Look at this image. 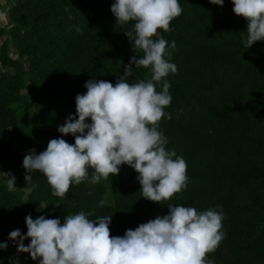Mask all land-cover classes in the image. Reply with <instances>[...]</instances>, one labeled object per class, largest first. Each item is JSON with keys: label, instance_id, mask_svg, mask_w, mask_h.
I'll return each instance as SVG.
<instances>
[{"label": "trees", "instance_id": "trees-1", "mask_svg": "<svg viewBox=\"0 0 264 264\" xmlns=\"http://www.w3.org/2000/svg\"><path fill=\"white\" fill-rule=\"evenodd\" d=\"M114 2L6 1L0 63L10 70L0 76V172L14 175L17 187L8 190L9 176L0 182V244L18 248L19 238L9 234L17 229L26 234L29 214L61 222L80 211L91 213V220L112 215L111 235L122 236L168 214L172 203L223 213L224 239L208 254L215 264H264V40L245 47L248 21L234 13L232 0L223 6L179 0L183 12L171 22L172 30H158L172 51L170 62L177 65L165 77L172 96L165 112L171 119L162 118L159 130L167 137V149L187 162L185 189L164 204L149 201L140 191L139 174L127 164L97 183L73 184L64 198L52 194L42 173L33 172L27 184L23 159L31 149L44 151L53 138L75 143L73 135L58 129L69 117L78 119L75 98L86 93L85 83L115 84L124 64L142 55L126 35L134 22L117 24ZM11 44L17 57L10 53ZM146 76L149 69L134 68L129 81ZM27 81L38 97L33 105L24 93ZM29 243L30 238L24 240ZM12 264L39 261L21 252Z\"/></svg>", "mask_w": 264, "mask_h": 264}, {"label": "clouds", "instance_id": "clouds-1", "mask_svg": "<svg viewBox=\"0 0 264 264\" xmlns=\"http://www.w3.org/2000/svg\"><path fill=\"white\" fill-rule=\"evenodd\" d=\"M223 6L225 0H210ZM233 11L248 21L244 45L250 48L264 40V0H232ZM111 11L117 24L134 22L126 35L133 55L124 64L123 75L113 84L90 79L84 94H77L76 115L69 117L58 131L71 134L75 143L63 137L53 138L39 153L33 148L24 156L27 184L32 173H42L54 196L64 198L70 187L82 182L97 183L115 176L127 164L139 175L142 196L164 204L187 187V162L175 150L169 151L167 137L159 122L171 114L165 112L172 101L171 87L165 77L177 71L170 62L172 51L158 30L170 32L171 22L183 9L179 0H115ZM76 31L82 32L81 27ZM175 41L171 49L175 50ZM137 53V52H136ZM134 68H147L150 77L129 81ZM159 85L160 90H157ZM90 119V123L88 122ZM89 169H92L89 179ZM9 191L16 189V177L4 172ZM107 203L99 201L100 206ZM169 212L129 228L120 236L111 235L112 215L89 219L91 213L80 211L64 217H26L27 233L10 232L18 251L30 253L39 264H215L208 259L224 239V215L217 208L198 211L195 207L168 203ZM30 238L28 245L24 240ZM6 243L0 249H6Z\"/></svg>", "mask_w": 264, "mask_h": 264}, {"label": "rangeland", "instance_id": "rangeland-1", "mask_svg": "<svg viewBox=\"0 0 264 264\" xmlns=\"http://www.w3.org/2000/svg\"><path fill=\"white\" fill-rule=\"evenodd\" d=\"M6 1L7 0H1L0 1V23L3 26H6L8 23L7 16H6ZM5 38V36H3ZM10 53L13 57H17V54L14 50L13 45H10ZM10 69L4 68L0 63V76L4 72H8ZM28 86L24 89V93L27 96L28 100L30 101V104L33 105L35 102H37L38 97L36 94L30 91V83L27 81ZM10 137V135H9ZM6 174L4 172H0V182L3 181L6 178ZM63 223V222H61ZM21 252L18 251V248H11L8 247L4 250H0V264H12V262L20 257Z\"/></svg>", "mask_w": 264, "mask_h": 264}]
</instances>
